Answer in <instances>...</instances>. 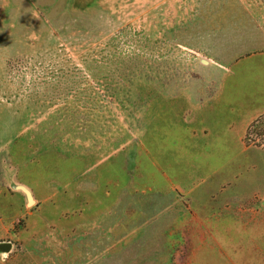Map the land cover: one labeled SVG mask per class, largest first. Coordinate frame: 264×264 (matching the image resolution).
Returning <instances> with one entry per match:
<instances>
[{"label": "rangeland", "instance_id": "rangeland-1", "mask_svg": "<svg viewBox=\"0 0 264 264\" xmlns=\"http://www.w3.org/2000/svg\"><path fill=\"white\" fill-rule=\"evenodd\" d=\"M258 53L264 0H0V264H264V115L202 181Z\"/></svg>", "mask_w": 264, "mask_h": 264}, {"label": "crops", "instance_id": "crops-1", "mask_svg": "<svg viewBox=\"0 0 264 264\" xmlns=\"http://www.w3.org/2000/svg\"><path fill=\"white\" fill-rule=\"evenodd\" d=\"M231 67L232 68H229L226 73L232 72V69L235 68V70L238 71L237 74L240 75L239 80L232 84V86L230 85L228 88L225 87L223 89L224 91H221L222 95L227 94L228 96L225 99L233 103L252 101L251 104L257 108V112L242 123L241 131H239L240 145L235 152H233L229 159L220 164L218 168L208 172L209 174L202 180L207 182L208 184L206 183V186L211 188L213 186L216 187L215 184L218 185L231 181V179H234L237 174L248 171V161L245 159L241 164L238 160L248 152L247 147L242 145L241 138L247 125L257 117L264 115V53L253 54L240 59ZM185 127L184 137H194L197 135L194 128L189 129V127ZM200 133L206 136L211 133V130L209 127L202 125L200 126ZM247 173L251 172L248 171ZM247 178L248 177H241L240 182H243L244 180L247 181Z\"/></svg>", "mask_w": 264, "mask_h": 264}, {"label": "water", "instance_id": "water-1", "mask_svg": "<svg viewBox=\"0 0 264 264\" xmlns=\"http://www.w3.org/2000/svg\"><path fill=\"white\" fill-rule=\"evenodd\" d=\"M11 245L9 243H4L0 245V250L3 252L10 251Z\"/></svg>", "mask_w": 264, "mask_h": 264}, {"label": "trees", "instance_id": "trees-1", "mask_svg": "<svg viewBox=\"0 0 264 264\" xmlns=\"http://www.w3.org/2000/svg\"><path fill=\"white\" fill-rule=\"evenodd\" d=\"M261 118H262V116H260L257 120H255V123H254V124L260 122ZM254 124H253V126H254ZM248 130H249V129H248Z\"/></svg>", "mask_w": 264, "mask_h": 264}]
</instances>
